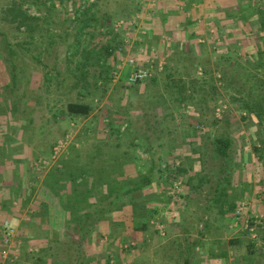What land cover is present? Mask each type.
Listing matches in <instances>:
<instances>
[{
  "label": "rangeland",
  "instance_id": "374dc122",
  "mask_svg": "<svg viewBox=\"0 0 264 264\" xmlns=\"http://www.w3.org/2000/svg\"><path fill=\"white\" fill-rule=\"evenodd\" d=\"M256 1L226 0L221 4L216 0L210 8L213 13L207 12L209 23L204 14L200 17L207 28L216 29L205 48H187L185 55L171 49L163 51V56L149 48L137 65L131 53L149 42V36L139 32L142 17L134 20V16L120 15L127 5L124 0H0V155L7 154L8 148L21 155L31 151L30 159L9 160L27 167L36 159L39 172L29 176L30 188L45 184L50 171L57 179V170L66 165L70 174L64 184L71 188L69 194L90 206L78 215L84 224L81 236H92L96 226L90 230L88 224L97 210L109 203L116 206L127 190L140 187L148 176L150 185L164 190L163 201L153 204V220L164 207L174 214H168V219H182L180 223L195 236L219 232L225 243L229 234L220 224L225 227L237 212L244 215L234 223L243 231L249 216L262 219V227L253 233L256 237L251 234L250 238L256 240L253 247L260 256L258 264H264V117L256 114L264 100V8ZM122 41L126 49L117 51L120 59L115 53H105L104 46L115 48ZM131 60L134 67L151 70V78L129 85L134 69ZM70 102L88 103L92 112L72 116L67 112ZM188 122L201 142L213 144L228 137L232 143L225 160L205 146L199 172L209 181L205 187L199 186L201 191L194 190L190 213L184 215L188 183L173 175L183 158L173 159L169 144L163 152L162 145L155 144V135L159 127L166 126L161 131L167 130L168 135ZM97 155L100 160L94 159ZM130 160L135 162L131 170L127 167ZM76 163L83 165L76 167ZM184 163L198 172L191 158ZM129 173L132 179L124 180ZM198 177L194 187L200 182ZM167 179L171 180L168 184ZM244 180L254 185H250V194L229 193L232 199L225 202L227 185ZM35 192L36 188L32 197ZM213 193H217L216 199L207 208V198ZM259 194L261 198H257ZM255 196L261 207H252ZM170 205H174L171 210ZM137 214L143 218L138 210ZM153 223L150 229L155 241L159 229L162 234L165 230L160 219ZM116 238L109 237L111 245L99 246L100 251L96 242L94 251L91 245L82 246L78 235L68 233L54 244L55 251L65 253L57 264H83L86 256L78 257L77 250L97 264H142L138 248L130 247L131 242L120 248L124 241ZM108 252L113 257L107 260ZM44 259L36 263L44 264Z\"/></svg>",
  "mask_w": 264,
  "mask_h": 264
},
{
  "label": "crops",
  "instance_id": "0c3cea01",
  "mask_svg": "<svg viewBox=\"0 0 264 264\" xmlns=\"http://www.w3.org/2000/svg\"><path fill=\"white\" fill-rule=\"evenodd\" d=\"M124 1L128 6L126 5L125 9L123 8L120 15L134 16L132 18L134 20L137 17L138 19L142 17L143 22L139 32L149 36V39H147L149 42L144 41V44L138 46V51L131 53V58L136 60V63L138 61L137 65L141 64V59L144 57L142 55L143 51L149 48H151L153 52L157 49L158 53L162 56L164 55L163 51H170L171 49H177L180 53L185 55L187 48H205L207 43H210L207 42L208 37L211 33H215L216 31V29L207 28V24L200 19L204 14L207 19L206 22L209 23L208 18L210 17L207 15V12L213 13L210 8L215 7L216 0H205L207 5L202 2L203 0ZM220 1H222L221 4H223L226 0ZM213 22L214 20H212V23ZM210 25L213 26L211 23ZM133 28L136 27H132L131 29ZM213 43L215 44V42ZM124 47H126V45L122 46L123 50L126 49ZM116 53L117 51L115 52V56L118 60L120 59V53ZM125 64L127 63L125 62ZM158 64L161 63L159 62ZM132 66L134 67V65ZM164 128H166V126L159 127L160 130L156 131L155 144L162 145L163 152H166V146L169 144L170 146H168V149L171 156H173L172 158L176 160L179 159V156L183 158V164H177V170H174L173 175L174 177L184 178L188 183L186 184L187 192L184 197L185 205L183 209H187L184 215L185 213L189 214V205L193 204L192 199L194 197V190L199 188L198 191H201L200 188L202 184L203 187H205L204 183L209 181L203 172H199L201 171L199 166L201 167L200 161H202V156L206 149L205 146L209 147L213 152L216 146L214 142L211 144L210 140V143L207 141L201 142V139L194 134L193 127L189 122L178 126L176 130L168 135L166 134L167 130H164L165 132L161 131V129ZM151 139L150 137L148 138L149 144L152 143ZM10 144L11 143H9L8 146H10ZM12 150L13 149L8 148L7 154L3 152L4 155H0V239L3 234V223L9 221L17 230L11 253L18 255L20 264H37L36 262H39L40 259L44 257V264H57L59 257L65 256V253L63 254V249H59L58 252L55 251L54 244L64 240L68 233L78 235L79 240L82 241V246L88 245L89 247V245H91V248L94 247V251L97 248L94 246L96 242L98 251H100L99 246H104V248L109 246V244L112 243L109 237L114 238V240L117 237L119 240L124 241L119 245L120 248L123 244L125 245L126 242H131V245L134 244L138 248L140 252L139 256L143 259L141 260L142 264H258L259 262L260 256H258L257 251L254 250V245L252 244V242H256V240L250 238L249 235L245 234V231L236 227L234 223L236 214H232L231 220L229 221L228 219L225 222V227L222 223L220 224L223 232L229 234L228 237L224 238L225 241L227 240L225 243L222 242L223 236L221 237L220 234L222 233L219 232L209 236L208 234H199L195 236L194 234L188 233L186 230L187 227L184 226L186 224L182 225L180 223L182 219L180 221L168 219V216H173L174 214H169L164 207L160 208L159 212H157V214L159 213V218L157 219L156 217L155 220H153L155 210H153V204H160L159 202L163 201L164 190L160 187L153 186V184L150 185V178L148 176H146L144 182L140 184V187L135 186L127 190L122 196V202L116 206H113V203H109L108 206L104 207L105 209L97 210L96 217L91 218L88 224L90 230L96 226L95 231H91L92 236H81L83 234V229H81V227L84 224L81 222V219L78 218V215H80L86 207L89 209L90 206H88L86 202H76L72 195L69 194L71 188L64 184L66 181L65 177L67 178L68 174H70L65 170L66 165H63V170H57L59 172V175H56L57 179L52 178L53 176H51L52 171H50V168L49 171L51 174L47 178L45 184L37 187L31 186L30 188L28 187L31 185L29 176H33V174L38 175L37 173L39 172V170H37L39 167L37 166V161L33 159L27 167L22 164L17 165L11 163L12 161L30 159L32 154L30 151L29 153L26 152L21 155L19 152H12ZM7 155H9L11 159H7ZM78 156L81 161V156ZM185 158L186 160L190 158L193 160L195 171L197 169L198 172L194 173V170H190L188 164L185 165ZM94 159L100 160V156L97 158L95 156ZM3 160H5L4 162L6 163L2 164ZM41 160V158L38 159V161ZM111 160H113V158ZM130 162H126L128 163L127 167H130L129 170L135 166V162H132V160H130ZM92 163L94 164V161ZM75 165L77 167L83 164L76 163ZM43 167H45V164H43ZM161 169L162 166L160 167V170ZM76 174L83 175V173L77 172ZM131 174H127L124 180L132 179L130 176ZM196 176H199L198 179L200 182L197 187H194L195 184L193 183ZM78 180H80V178ZM166 181V184H168L171 180L169 181V179H167ZM250 185L254 186L251 184L250 180H244L243 183L239 184L233 181L228 184L226 190L228 194L224 196L228 199H226L225 202L229 203L232 199L229 193L233 195L238 193L237 196L240 195V197L243 196L242 194H250L249 191L253 188L250 187ZM35 188V196L32 197ZM217 189H219V187H217ZM153 190L155 194H153ZM216 194L217 193H213L207 198V203L205 204L207 208L214 203ZM261 196L262 195L259 194L257 198H261ZM255 198L256 196L253 198L252 207L257 208L259 205L256 203L258 200ZM237 204L238 201L234 204V207H236ZM170 206L169 209L171 210L174 205ZM110 209L112 211L108 212ZM137 210L139 213H142L143 218L138 216ZM73 217L74 219L72 220ZM159 219L164 226L165 233L162 234L159 229L160 233L157 238L155 237L156 239L154 241V236L150 229V222L154 224L153 222ZM231 232H233L232 235H230ZM133 240H135V242ZM103 243L107 244L104 245ZM113 245L116 246V243H113ZM2 247L3 245L0 241V251ZM130 247H133V245ZM41 249L45 251L42 252ZM110 253L111 252H108L106 255L107 260L112 256ZM77 254H79L78 257L80 255H82L81 257L86 256L87 261L84 263L97 264V262L89 260L87 258L88 255L83 252L81 254V252L77 250ZM96 255H94L95 259H97ZM28 257H31L32 260L28 261ZM172 259H174V261H171ZM33 261L35 262L33 263Z\"/></svg>",
  "mask_w": 264,
  "mask_h": 264
},
{
  "label": "built area",
  "instance_id": "2783aa9c",
  "mask_svg": "<svg viewBox=\"0 0 264 264\" xmlns=\"http://www.w3.org/2000/svg\"><path fill=\"white\" fill-rule=\"evenodd\" d=\"M95 0H91V2H94ZM130 63L132 65H134V60H131ZM152 76V71L148 70V69H142V68H137V69H133L132 73L129 76L128 79V84H136L139 81L145 80V79H149ZM41 163V162H40ZM243 214H239V212H237V216H236V221L235 223L238 224L239 221L242 219ZM253 222L254 225H250V222L248 221V219L244 220V229L250 231V235L252 234L253 236H255V231L257 230V228L259 226H261L262 224V219H258L256 217L253 218ZM17 234V230L16 228L9 222V221H5L3 223V234H2V238L0 239V241L2 242L3 248L0 251V264H18L19 262V258L17 254H12V246H13V242L15 241V237ZM256 237V236H255Z\"/></svg>",
  "mask_w": 264,
  "mask_h": 264
},
{
  "label": "trees",
  "instance_id": "16d2710c",
  "mask_svg": "<svg viewBox=\"0 0 264 264\" xmlns=\"http://www.w3.org/2000/svg\"><path fill=\"white\" fill-rule=\"evenodd\" d=\"M253 1H256V0H253ZM261 1V0H259ZM258 7H262V9L264 8L263 4L264 3H261V2H257L256 3ZM257 9H261V8H257ZM261 11V10H260ZM241 18V17H240ZM242 19V18H241ZM244 19V18H243ZM262 30V29H261ZM122 45H123V41L120 42L115 48H112L111 46L109 45H106L104 46V51L107 55H111L112 53H115L116 51L118 50H121L123 51V48H122ZM135 69H137L138 67L135 66L134 67ZM207 69L204 70V73H207ZM151 78V77H150ZM145 80H148V79H145ZM144 80L142 81H139L137 83H142ZM8 87V86H7ZM246 106L247 108L249 109V111H254V109H252V106L250 103H246ZM67 112L68 114L70 115H75V116H89L90 113L92 112V107L90 106V104L88 103H81V102H70L68 103L67 105ZM257 112V111H256ZM257 115L259 116H263L264 117V100H263V104H262V108L259 110V112L256 113ZM244 119H246V116L243 117ZM214 144H215V151L218 153V155L222 158V159H226L229 155V149L231 148V139L230 138H226V137H221V138H218L216 140H214ZM254 217L253 216H249L248 217V221L250 222V225H254V222H253V219ZM263 221V220H262ZM262 227L259 226L258 228ZM257 228V230H258ZM263 230H264V227H263ZM250 231L246 230L245 229V234L249 235L250 236ZM252 244L254 245V242H252Z\"/></svg>",
  "mask_w": 264,
  "mask_h": 264
}]
</instances>
